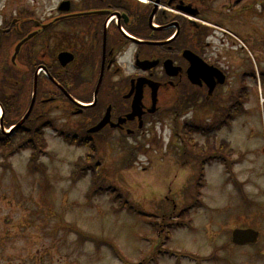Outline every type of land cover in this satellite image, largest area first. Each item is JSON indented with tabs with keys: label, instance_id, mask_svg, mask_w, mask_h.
I'll return each mask as SVG.
<instances>
[{
	"label": "rangeland",
	"instance_id": "374dc122",
	"mask_svg": "<svg viewBox=\"0 0 264 264\" xmlns=\"http://www.w3.org/2000/svg\"><path fill=\"white\" fill-rule=\"evenodd\" d=\"M256 20L248 50L225 44L251 60L231 59L214 106L177 121L167 112L135 144L115 136L80 147L70 121L63 137L46 131L38 160L1 146L0 264H264V17ZM219 106L234 110L226 125ZM185 121L201 128L190 144L180 139ZM236 228L259 231L257 243L233 244Z\"/></svg>",
	"mask_w": 264,
	"mask_h": 264
},
{
	"label": "flooded vegetation",
	"instance_id": "af4514ba",
	"mask_svg": "<svg viewBox=\"0 0 264 264\" xmlns=\"http://www.w3.org/2000/svg\"><path fill=\"white\" fill-rule=\"evenodd\" d=\"M256 15L264 0H0V144L72 124L74 141L135 144L167 112L216 105L231 59L251 60L225 44L248 50Z\"/></svg>",
	"mask_w": 264,
	"mask_h": 264
},
{
	"label": "trees",
	"instance_id": "16d2710c",
	"mask_svg": "<svg viewBox=\"0 0 264 264\" xmlns=\"http://www.w3.org/2000/svg\"><path fill=\"white\" fill-rule=\"evenodd\" d=\"M225 111H229L228 112V114H230V115H221L222 116V118L220 117L219 118V120H220V124H225L226 125V123H227V121H228V118L226 119V117H228V116H232V113L234 112V110H232V109H230V110H222V112H225ZM224 114V113H223ZM218 125V124H217ZM216 124L214 125V126H212V127H216L217 126ZM201 128L199 127V126H194V125H186L185 127H184V129H183V132H184V137H188V139L189 138H191V136L196 132V131H199ZM202 129H204V127L202 128ZM40 143H38V144H31V145H19V148H17V149H25V148H30L31 150H33V153H34V155L35 154H40L41 152H43L42 151V147H41V145H39ZM228 144L226 143V142H223L222 143V145H221V147H226ZM1 146H4L3 144H0V147ZM78 146H83L82 144H78ZM214 151H215V149H213ZM215 155H217V154H215ZM214 158V157H213ZM91 159V158H90ZM231 165V164H230ZM203 169L201 168V171H202ZM237 185H238V189H240V192L241 193H244V191H243V189H242V184H240V183H236ZM246 198V197H245ZM125 205V204H124ZM127 205V204H126ZM125 205V206H126Z\"/></svg>",
	"mask_w": 264,
	"mask_h": 264
},
{
	"label": "water",
	"instance_id": "95a60500",
	"mask_svg": "<svg viewBox=\"0 0 264 264\" xmlns=\"http://www.w3.org/2000/svg\"><path fill=\"white\" fill-rule=\"evenodd\" d=\"M221 74V73H220ZM222 78L220 79V83H224L225 76L222 74ZM28 115H26L27 117ZM101 128L99 125L97 128H94L93 131H97ZM259 231L249 228V229H241L237 228L232 232V242L236 245H246V244H255L259 238Z\"/></svg>",
	"mask_w": 264,
	"mask_h": 264
}]
</instances>
